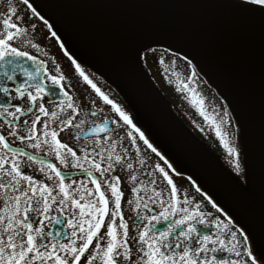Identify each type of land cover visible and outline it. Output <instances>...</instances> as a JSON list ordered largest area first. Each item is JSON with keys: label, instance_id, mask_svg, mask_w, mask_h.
<instances>
[{"label": "snow or ice", "instance_id": "snow-or-ice-1", "mask_svg": "<svg viewBox=\"0 0 264 264\" xmlns=\"http://www.w3.org/2000/svg\"><path fill=\"white\" fill-rule=\"evenodd\" d=\"M20 3L26 11L8 0L0 12V264H264L255 226L196 178L186 177L187 188L177 183L184 174L67 46L44 0ZM232 4L264 24V0ZM41 41L55 42L81 92L55 55L53 74L27 50H40ZM150 45L162 42L135 44L137 58L151 57L175 78L225 150L230 178L247 188L244 124L229 97L221 92L222 104H208L200 90L208 74L186 47ZM125 185L134 196L127 200L131 224ZM53 222L61 228L52 230Z\"/></svg>", "mask_w": 264, "mask_h": 264}, {"label": "water", "instance_id": "water-1", "mask_svg": "<svg viewBox=\"0 0 264 264\" xmlns=\"http://www.w3.org/2000/svg\"><path fill=\"white\" fill-rule=\"evenodd\" d=\"M37 3L40 0H36ZM67 46L81 58L111 59L126 70V96L153 139L235 216L264 237V24L232 0H44ZM156 39L192 51L208 84L227 95L244 124L252 173L247 188L220 172L195 139L155 103L141 79L134 45Z\"/></svg>", "mask_w": 264, "mask_h": 264}, {"label": "flooded vegetation", "instance_id": "flooded-vegetation-1", "mask_svg": "<svg viewBox=\"0 0 264 264\" xmlns=\"http://www.w3.org/2000/svg\"><path fill=\"white\" fill-rule=\"evenodd\" d=\"M8 2V0H0V12H3L4 11V5ZM17 3H19V6L20 8L23 10V11H26V9L24 8L23 4L20 3V0H17ZM42 27V26H41ZM41 44H42V47L40 50H34V49H27L31 52L32 55H35L37 56L39 59L41 60H47L48 63H47V67L49 69L50 72H52L53 74H56L55 73V69L53 67V64L51 62V59L50 57L52 55H55L56 57V62L59 63L61 65V68L62 70L64 71V73L66 75H69V76H72V73L70 71V67H69V63L66 61V58H64L61 53H60V50L58 49V47H55V42L54 41H51V43H48V44H44L43 41H41ZM48 53V55H45V53ZM84 61H86V64L87 66L91 69L92 72L96 73L97 76H99L101 79H100V83H101V80L104 78V77H107L110 79H106L102 86L104 87V89L106 91H108L110 93V95H115V94H119V85L116 80V77L114 78V74H110L108 75V73H103L102 71V65H100V63L94 61V60H90V59H85ZM29 61H27L28 63ZM31 68V67H30ZM106 71H108L109 69L108 68H105ZM114 72H116L114 70ZM18 79H23L22 77L19 76L18 74ZM72 87L76 90V92H81L82 91V85L78 84V81H77V78L75 76H72ZM75 94V93H74ZM101 106L102 103H101ZM131 113V112H130ZM105 113H101V117L104 115ZM132 114V113H131ZM134 116V115H133ZM144 130V129H142ZM146 135H148L146 133ZM127 142L125 141V144ZM141 147H142V150H143V145H142V142H141ZM31 151V150H30ZM146 151V150H145ZM150 170V169H149ZM180 170V169H179ZM119 174V172L117 173ZM37 176H39L40 174L37 172L36 173ZM74 178L76 179H79V175L78 174H74ZM141 180L147 182L148 180V177L146 175H143L140 177ZM177 183L178 184H182L184 188H187L189 186V182L187 181L186 177L184 176L183 179L181 178H177ZM183 190V189H182ZM194 191V190H193ZM124 192H125V197H124V200L122 201L123 205H124V215H125V218L126 219H129V217H133L134 214L129 210L128 208V205H127V200L128 199H134V196L133 194H131L130 192V185H125L124 187ZM208 211H215L214 209H211V206L208 205L207 206V209ZM61 219L63 220L64 217H61ZM129 223L131 224V220L129 219ZM157 227H160V225H157ZM199 227V226H198ZM50 228L52 230H56V229H60L61 226L58 225V224H55L53 222V224L50 226ZM64 231H68L67 229H63ZM216 255H223L222 253H217Z\"/></svg>", "mask_w": 264, "mask_h": 264}, {"label": "rangeland", "instance_id": "rangeland-1", "mask_svg": "<svg viewBox=\"0 0 264 264\" xmlns=\"http://www.w3.org/2000/svg\"><path fill=\"white\" fill-rule=\"evenodd\" d=\"M143 65L145 66V75L147 77H150V80L148 79V82L150 81L152 83V81H154L155 83H152L153 87L158 88V90L164 91L167 98L173 104V109L177 112V114L182 117H185L189 122L193 120L192 123H188L191 129H197L200 132L202 138L207 141H210L212 144H217L216 148L214 149L216 150L218 148V139L215 137L214 132L212 131L209 123H206L203 117L199 115L196 108L186 98V94L184 92L177 91V84L175 82V78H173L170 82L168 76L165 75V73L163 72L162 67H160L157 62H154L151 57L148 58L147 62L144 61ZM106 79L109 78L105 77L101 80V82L105 81ZM207 101H209L208 98ZM211 101H215L217 104H221L218 100L216 101L213 97H211ZM212 102H208V104L211 105ZM211 111L212 110L209 107V115H211ZM149 155L152 157L153 161L156 160V157L153 154L150 153ZM226 155V152L221 150H217V152L214 153L215 159L225 164H227L225 161Z\"/></svg>", "mask_w": 264, "mask_h": 264}, {"label": "bare ground", "instance_id": "bare-ground-1", "mask_svg": "<svg viewBox=\"0 0 264 264\" xmlns=\"http://www.w3.org/2000/svg\"><path fill=\"white\" fill-rule=\"evenodd\" d=\"M139 75H140L141 79L144 81V83L147 85L148 79L150 80V77H147L144 74H139ZM126 93H127L128 97H130V98L133 97L132 92H131L130 84L127 85V91H126ZM165 105L167 107L168 112L170 111L169 108H171L173 110V104L172 103H168V104L166 103Z\"/></svg>", "mask_w": 264, "mask_h": 264}]
</instances>
